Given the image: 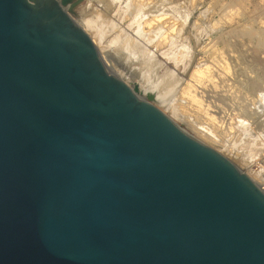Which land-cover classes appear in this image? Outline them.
Listing matches in <instances>:
<instances>
[{
  "label": "water",
  "instance_id": "water-1",
  "mask_svg": "<svg viewBox=\"0 0 264 264\" xmlns=\"http://www.w3.org/2000/svg\"><path fill=\"white\" fill-rule=\"evenodd\" d=\"M74 0H0V264H264V188L112 73Z\"/></svg>",
  "mask_w": 264,
  "mask_h": 264
},
{
  "label": "rangeland",
  "instance_id": "rangeland-1",
  "mask_svg": "<svg viewBox=\"0 0 264 264\" xmlns=\"http://www.w3.org/2000/svg\"><path fill=\"white\" fill-rule=\"evenodd\" d=\"M74 1L112 73L264 188V0Z\"/></svg>",
  "mask_w": 264,
  "mask_h": 264
},
{
  "label": "bare ground",
  "instance_id": "bare-ground-1",
  "mask_svg": "<svg viewBox=\"0 0 264 264\" xmlns=\"http://www.w3.org/2000/svg\"><path fill=\"white\" fill-rule=\"evenodd\" d=\"M147 1H148V0H147ZM152 1H153V0H152ZM111 2H112V1H111ZM164 2H165V1H164ZM147 3H148V2H147ZM156 3H157V2H156ZM150 4H151V3H150ZM162 4H163V2H162ZM169 4H170V2H169ZM172 4H173V3H171L170 5L172 6ZM174 4H175V3H174ZM88 5H89V4H88ZM88 5H87V6H88ZM90 5H91V4H90ZM156 5H158V4H156ZM163 5H164L163 7H166L167 4H166V5L163 4ZM170 5H169V8H170ZM175 5H176V4H175ZM175 5H174V6H175ZM160 6L162 7V5H160ZM175 7H177V6H175ZM175 7H174V8H175ZM153 8H154V7H153ZM153 8H152V9H153ZM84 9H85V8H84ZM165 9H166V8H165ZM161 10H162V8H161ZM168 10H170V9H168ZM178 10H179V9H178ZM144 11H145V10H144ZM157 11H158V10H157ZM157 11H156V12H157ZM94 12H95V11H94ZM94 12H93V13H94ZM160 12H161V11H160ZM162 12H163V11H162ZM176 12H177V11H176ZM90 13H91V12H90ZM91 14H92V13H91ZM95 14L97 15L96 12H95ZM88 15H89V14H88ZM96 15H95V17H96ZM84 16H85V15H84ZM93 17H94V15H93ZM78 18H79V17H78ZM85 18H86V17H85ZM85 18H84V22L86 21ZM80 19H81V18H80ZM89 19L94 21V19H93L92 17L89 18ZM85 23H86V22H85ZM91 24H92V23H91ZM109 24H110V22H109ZM249 24H250V23H249ZM89 26H90V25H89ZM96 26H97V24H96ZM137 27H138V26H137ZM106 30H107V29H106ZM148 32H149V31H148ZM103 34H104V33H103ZM103 34H102V35H103ZM120 34H121V33H120ZM120 34H119V35H120ZM119 35L117 36L118 39L121 38ZM122 35H123V34H122ZM98 36H100V34H98ZM108 37H110V36H108ZM102 38H103V36H102ZM102 38H100V42H101V44L103 43V39H102ZM114 38H115V37H114ZM126 38H127V39H125V40H123V41H126V40L128 41V37H126ZM123 39H124V37H123ZM106 40H108V39H106ZM134 40H135V39H134ZM111 41H112V40H111ZM105 42H106V41H105ZM119 42H120V41H119ZM128 42H129V41H128ZM128 42H127V44H128ZM131 42L135 44V42H133V40H132ZM131 42H129V44H130ZM120 43H121V42H120ZM123 43H124V42H123ZM125 43H126V42H125ZM125 43H124V44H125ZM138 43H140V42H138ZM136 44H137V43H136ZM98 45H99V44H98ZM120 45H121V44H120ZM131 45H133V44H131ZM99 46H100V45H99ZM121 46H122V45H121ZM125 46L127 47V45H125ZM133 46H135V45H133ZM133 46H128V47H127V48H129V52L127 51L129 54H130L134 49H135V51H133L132 54H134V53L136 52L137 49H136L135 47H136L137 45H136L135 47H133ZM130 47H131V48L133 47L134 49L132 48V50H131ZM137 47H139V46H137ZM145 47H146V46H145ZM213 47H214V46H213ZM122 48H123V47H122ZM139 48H140L139 50H141L143 47H139ZM146 48H147V47H146ZM147 49H148V48H147ZM139 50H138V51H139ZM145 50H146V49H145ZM142 51H143V49H142ZM139 52H140V51H139ZM139 52H136V53H139ZM143 52H144V51H143ZM143 52H142V53H143ZM142 53H141V55H142ZM129 54H128V55H129ZM132 54H131V55H132ZM144 54H146V52H145ZM149 54H150V53H149ZM141 55L139 54V55H137L136 57H138V56L140 57ZM148 56H149V55H148ZM151 56H152V55H151ZM141 57H142V56H141ZM133 58H135V56L132 57V59H133ZM145 58H147V57H145ZM130 59H131V58H130ZM139 59H140V58H139ZM150 60H151V59H150ZM146 61H148V60H146ZM157 62H158V61H157ZM149 63H150V62H149ZM153 63H154V62H153ZM151 64H152V63H151ZM199 70H201V69L199 68ZM195 73H196V72H195ZM165 74H166V73H165ZM164 78H165V80H166V77H164ZM164 78H162V79H164ZM169 79H171V78H169ZM165 80H164V81H165ZM167 80H168V79H167ZM167 82H168V81H167ZM167 82H166V84H167ZM168 83H169V82H168ZM263 83H264V82H263ZM162 84H163V83H161V85H162ZM163 85H165V82H164ZM168 86H169V84H168ZM259 92H261V91H259ZM263 95H264V94H263ZM263 97H264V96H263ZM263 97H262V98H263Z\"/></svg>",
  "mask_w": 264,
  "mask_h": 264
}]
</instances>
